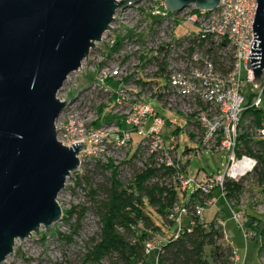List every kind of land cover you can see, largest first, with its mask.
Masks as SVG:
<instances>
[{
    "label": "built area",
    "instance_id": "1",
    "mask_svg": "<svg viewBox=\"0 0 264 264\" xmlns=\"http://www.w3.org/2000/svg\"><path fill=\"white\" fill-rule=\"evenodd\" d=\"M118 12L126 15L125 21L129 20L125 24L127 30L122 34L118 51L114 50L117 39L106 49L105 63H101L104 79L99 82L106 93L110 87L114 89L115 102L128 106L129 109L127 115L119 119L124 127L117 124L119 131L113 138L116 145L126 148L131 144V134L136 133L141 137L138 148L149 147L150 166L171 171L180 193L186 195L188 189L195 185L197 192L206 198L204 205L196 206L193 214L190 213L191 207L185 204L188 201L179 202L173 207L170 219L177 220L180 225L175 239L181 234L184 218L194 215L202 221L203 207L214 203L212 194L218 190L248 240V229L244 225L245 211L235 209L228 202L226 187L228 182H239L252 176L259 164L255 157L238 152L241 137L250 124L245 117L246 111L264 107V73L261 85L257 87L253 84L255 72L253 68H248L249 57L253 55L252 27L257 0H221L220 6L213 12L198 11L192 6L180 14H172L166 8L165 0H143L139 5ZM150 17H158V20L152 23ZM133 20L139 22V26L143 24L146 29L151 27V30L145 34L139 33L143 26L137 29L132 25ZM181 29L183 32L179 34ZM154 34H161L162 38L157 48L149 50L146 42L149 39L152 41ZM131 41L139 52L138 59L132 64L135 72L116 81L110 71L113 70V64H118L114 63L112 56L114 53L124 52L126 44H131ZM128 57V54L121 56L120 62H129ZM108 60L109 63L106 62ZM152 68H155L154 71ZM118 70V75L123 74L119 67ZM109 80L115 86L109 84ZM130 82L138 85L134 100L127 98L129 94L125 85ZM248 84L253 86L255 92L245 91ZM144 89L151 91V95L146 97ZM158 105L174 115H182L188 121L187 129L193 130L191 138L199 145L197 154H203L206 150L229 154V162L223 174L187 178L188 167L185 168V157L179 155L181 142L175 134L180 129L165 132L173 124L168 123L158 111ZM102 123L99 119L90 129L83 128L81 124L76 126L75 121L62 126L57 123L58 132L65 131L61 138L58 133V139L69 148L84 143L85 150L79 155L80 158L92 146H97L110 136L100 129ZM252 131L255 133L253 138L264 141V121L261 126L252 128ZM218 213L221 214L222 210H218ZM49 233L44 229L43 233H33L28 240H33V237L49 240ZM57 236L59 237L58 234ZM158 238L162 245L169 241V238ZM225 240L232 245L227 234ZM156 249L154 242L149 241L146 254L150 255ZM236 258V264H245L246 257L244 260L240 259L236 253Z\"/></svg>",
    "mask_w": 264,
    "mask_h": 264
},
{
    "label": "water",
    "instance_id": "2",
    "mask_svg": "<svg viewBox=\"0 0 264 264\" xmlns=\"http://www.w3.org/2000/svg\"><path fill=\"white\" fill-rule=\"evenodd\" d=\"M143 0H0V264L44 227L62 220L58 203L81 165L84 143L64 146L57 121L71 105L58 98L71 74L103 40L119 10ZM221 0H165L172 14ZM248 68L264 73V0H257ZM31 239V238H30Z\"/></svg>",
    "mask_w": 264,
    "mask_h": 264
},
{
    "label": "rangeland",
    "instance_id": "3",
    "mask_svg": "<svg viewBox=\"0 0 264 264\" xmlns=\"http://www.w3.org/2000/svg\"><path fill=\"white\" fill-rule=\"evenodd\" d=\"M115 20L112 27L116 29L114 32H107L103 40L97 43L95 48L91 50L88 61L85 60L82 64V70L75 72L70 75L63 89L59 92L58 98L66 100L69 96L71 99V105L68 106L59 121L58 125H67L69 122H74L77 125H83V128L90 129L93 127V123L100 119L99 109L102 107L103 116H116L125 117L128 112V106L119 105L115 102L114 94L115 90L109 88V92H105L100 86L99 82L104 79V75L101 72L103 69V64L105 63V51L110 48L115 39L122 37V34L127 30L125 17L126 15L122 12H117ZM152 23L158 20V17H150ZM137 21V19H136ZM133 20L132 25L142 30L139 33H147L151 30V27L145 28L143 24ZM142 21V20H141ZM140 21V22H141ZM142 22H145L144 20ZM141 31V32H140ZM183 30H179V34H182ZM155 33V32H154ZM186 33L184 31L183 35ZM131 35V32L129 33ZM151 35V32H150ZM153 35V34H152ZM144 35L141 36V41L144 40ZM158 38V39H157ZM161 34L155 35L153 40L146 42V48L149 50H154L157 48L161 41ZM126 44L123 49L124 52L121 54L114 53L112 58H114L111 74L115 77L116 81H121L126 74L134 73L133 63L138 59V51L133 45ZM131 45V46H130ZM129 55L127 58L129 62L123 61L121 56ZM111 58V56H110ZM109 63L110 61H106ZM103 63V64H101ZM121 69L122 73L118 75V70ZM155 69V68H154ZM152 68V71H154ZM126 88L128 89L127 98L134 100L137 96L136 88L138 85L134 83H127ZM247 93L255 92L252 85H247ZM144 94L146 97L151 95V91L144 89ZM158 111L165 117L167 122L172 123V128L167 127L165 132H174L177 129L179 131L175 132L176 137L180 140L181 145L178 149L179 155L184 156V164L188 165V171L186 173L187 178L196 179L199 175H218L223 174L227 168L229 162V154L227 152L209 151L206 150L203 154H197V149L199 145L195 143L191 138L193 135L192 129H187L188 121L180 114H172L171 112L163 109L158 105ZM118 120L112 122H103L100 129L104 130L105 135L109 137L105 138L96 145L92 146L86 153L82 154L80 157V168L76 173L70 175L67 179L65 189L60 193L58 197V203L62 209L63 217L62 220L55 224L49 235L51 238L49 240H41V237H33V240L26 239L25 241L18 240L15 245V251L12 253L6 262L3 264H83L89 248L93 246V239H99L101 232L100 218L96 215L93 210V201L90 197V189H98L100 185L106 183L107 178L111 177V172L102 169H98L97 165L103 166L107 164L109 160L114 161L115 167L119 169V179L125 185L132 183L136 176L140 174L148 165H151L149 147L138 148L139 142H141V137L136 133L132 135L131 144L126 148H119L113 138L116 137L115 133L119 131ZM59 133V132H58ZM65 131L60 132V138L64 135ZM245 134V132H244ZM251 136L255 134L253 131L249 133ZM139 149V152L134 160H129V156L134 154L135 151ZM191 151V152H189ZM84 177H87L84 180ZM82 179V180H81ZM82 181L79 185L78 183ZM168 184H173L177 186L178 184L175 180H167ZM229 184L235 186V184H240L242 187L241 193L235 197L228 199V202L235 209L245 211L244 225L248 229V240L245 239L244 233L233 219L231 209L229 208L227 202L221 198L218 190L214 191L212 194V205H207L204 208V216L202 221L204 223H211L215 219H218V223H222L225 226L226 234L233 243V247L243 260L246 257L245 264H264V251L259 255V249L261 243L257 240L262 237L264 230V186L260 185L254 176H249L239 182H228ZM197 192V187L192 185L187 194H181L180 198L183 203L185 201H190L194 194ZM99 199L103 198L102 193L99 195ZM203 203L206 198L200 195ZM148 205V204H147ZM201 206V204H197ZM196 205V206H197ZM88 209L85 212L83 218L80 215L83 213V209ZM153 210L151 207L148 210ZM218 210H222L221 215L218 216ZM154 211V210H153ZM255 215L250 217V215ZM154 220L158 226L162 227V231L158 234H153L150 236V240L154 242L157 249H161L162 244L159 242V238L163 239L169 238L174 234V232L179 228V223L176 221L174 229L170 230L169 226H163L160 219L152 214ZM81 218V220H80ZM189 224L188 219L184 218L182 226L187 227ZM77 233L74 234V230ZM44 227L41 229V233L44 232ZM61 232L66 235L73 234V243L67 244L66 242L59 239L57 233ZM226 244L228 242L224 240ZM231 245V244H228ZM153 252L148 256L149 260L147 264L153 263ZM29 259V260H27ZM235 264L237 258L234 259ZM30 261V262H29ZM117 262V256L112 258L106 257L100 264H114ZM237 264H243L239 262Z\"/></svg>",
    "mask_w": 264,
    "mask_h": 264
},
{
    "label": "trees",
    "instance_id": "4",
    "mask_svg": "<svg viewBox=\"0 0 264 264\" xmlns=\"http://www.w3.org/2000/svg\"><path fill=\"white\" fill-rule=\"evenodd\" d=\"M120 38L114 50L121 47ZM109 84H115L109 80ZM100 122H112L118 120V124L124 127L116 116H102L103 109L100 108ZM245 117L250 122L245 134L241 137L239 154L255 157L258 167L253 176L256 181L264 186V141L253 138L249 133L251 129L261 126L264 121V107L259 110L248 109ZM177 132V131H176ZM138 149L129 156L134 160ZM98 169L111 172V177L98 189H90V197L93 201V210L100 218L101 232L99 239H93V246L89 248L83 264H100L106 257L117 256L114 264H146L149 255L146 254V245L150 236L162 231L152 214H155L163 223L174 229L175 219H170L173 207L181 201L179 186L168 184L167 180H174L171 171L148 165L135 180L125 185L119 179V169L115 167L114 161L109 160L103 166L97 165ZM188 165L185 166L187 168ZM84 177V180L88 181ZM82 180V179H81ZM78 183L79 185L82 181ZM227 198H233L242 191L240 184L235 186L227 183ZM102 193L103 198L99 199ZM186 202V201H185ZM204 205L200 193L196 192L187 204L191 207L190 213L195 212L197 204ZM148 204V205H147ZM198 206V205H197ZM153 210H148V208ZM88 209H83L80 215L83 218ZM221 215L218 213V216ZM255 215L251 214L250 217ZM80 218V220H81ZM188 226L183 227L178 239L175 235L179 228L169 237V241L162 245L158 252V264H235L236 251L232 245L224 242L226 230L222 223L215 219L211 223H204L194 215L186 217ZM77 228L74 234L77 233ZM59 239L67 244L73 243L74 235H66L58 232ZM261 243L259 255L264 251V230L262 237L257 240Z\"/></svg>",
    "mask_w": 264,
    "mask_h": 264
},
{
    "label": "crops",
    "instance_id": "5",
    "mask_svg": "<svg viewBox=\"0 0 264 264\" xmlns=\"http://www.w3.org/2000/svg\"><path fill=\"white\" fill-rule=\"evenodd\" d=\"M231 243H232V241H231ZM232 246H233V243H232ZM158 252H159V250L152 255L153 256V263L152 264H158ZM237 257H239L240 259H242L239 255H237Z\"/></svg>",
    "mask_w": 264,
    "mask_h": 264
}]
</instances>
